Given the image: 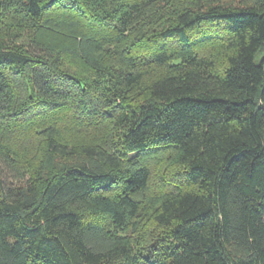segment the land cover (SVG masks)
<instances>
[{
    "label": "trees",
    "instance_id": "1",
    "mask_svg": "<svg viewBox=\"0 0 264 264\" xmlns=\"http://www.w3.org/2000/svg\"><path fill=\"white\" fill-rule=\"evenodd\" d=\"M0 264H264V0H0Z\"/></svg>",
    "mask_w": 264,
    "mask_h": 264
},
{
    "label": "rangeland",
    "instance_id": "2",
    "mask_svg": "<svg viewBox=\"0 0 264 264\" xmlns=\"http://www.w3.org/2000/svg\"><path fill=\"white\" fill-rule=\"evenodd\" d=\"M152 168H153V169H157V165H153ZM163 170H164V169H163ZM147 228H148V227H147ZM129 230H130V228H129ZM130 231H131V230H130Z\"/></svg>",
    "mask_w": 264,
    "mask_h": 264
}]
</instances>
